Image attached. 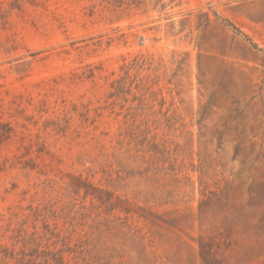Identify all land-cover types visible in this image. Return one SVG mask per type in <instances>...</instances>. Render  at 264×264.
Returning <instances> with one entry per match:
<instances>
[{
  "label": "rangeland",
  "instance_id": "rangeland-1",
  "mask_svg": "<svg viewBox=\"0 0 264 264\" xmlns=\"http://www.w3.org/2000/svg\"><path fill=\"white\" fill-rule=\"evenodd\" d=\"M0 264H264V0H0Z\"/></svg>",
  "mask_w": 264,
  "mask_h": 264
},
{
  "label": "trees",
  "instance_id": "trees-1",
  "mask_svg": "<svg viewBox=\"0 0 264 264\" xmlns=\"http://www.w3.org/2000/svg\"><path fill=\"white\" fill-rule=\"evenodd\" d=\"M228 25H231V24H228ZM233 27V26H232Z\"/></svg>",
  "mask_w": 264,
  "mask_h": 264
}]
</instances>
